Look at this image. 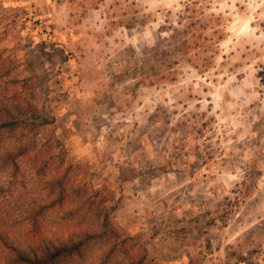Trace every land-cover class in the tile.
Listing matches in <instances>:
<instances>
[{
    "label": "rangeland",
    "instance_id": "rangeland-1",
    "mask_svg": "<svg viewBox=\"0 0 264 264\" xmlns=\"http://www.w3.org/2000/svg\"><path fill=\"white\" fill-rule=\"evenodd\" d=\"M12 121L0 214L41 254L264 264V0H0Z\"/></svg>",
    "mask_w": 264,
    "mask_h": 264
},
{
    "label": "trees",
    "instance_id": "trees-1",
    "mask_svg": "<svg viewBox=\"0 0 264 264\" xmlns=\"http://www.w3.org/2000/svg\"><path fill=\"white\" fill-rule=\"evenodd\" d=\"M16 126V121L0 123V129L12 130ZM30 212L22 219L14 220L12 225L6 215L0 214V264H59L64 258L77 254L96 236L95 231H82L70 236L64 244H51L41 254L35 249L40 239L34 231V228L37 229L36 211L33 209Z\"/></svg>",
    "mask_w": 264,
    "mask_h": 264
}]
</instances>
